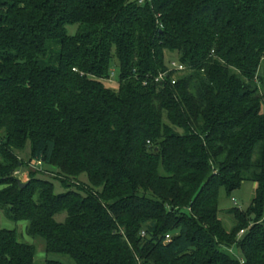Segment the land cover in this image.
<instances>
[{"label": "trees", "instance_id": "trees-1", "mask_svg": "<svg viewBox=\"0 0 264 264\" xmlns=\"http://www.w3.org/2000/svg\"><path fill=\"white\" fill-rule=\"evenodd\" d=\"M139 1L0 0V212L72 264H264V0ZM35 255L0 228V264Z\"/></svg>", "mask_w": 264, "mask_h": 264}, {"label": "rangeland", "instance_id": "rangeland-1", "mask_svg": "<svg viewBox=\"0 0 264 264\" xmlns=\"http://www.w3.org/2000/svg\"><path fill=\"white\" fill-rule=\"evenodd\" d=\"M67 32L69 35H74L76 32L75 27H67ZM111 72H113L112 82L104 81V85L111 89L116 90L118 86V68L112 67L110 69ZM30 153V145L29 143L26 145L23 152L19 153V157L21 160H23L24 163H26ZM22 176L17 179L21 184H25L29 181L30 173L36 172L38 175L37 177L45 179V180H53V179H63L60 176L56 175V171L52 167L48 166H40L37 165L34 168H31L26 164L24 167L19 169L18 171ZM68 185L73 186L75 184H80L81 186H84L87 183L86 176H80L78 180L73 179H63ZM54 186V191L56 193H63L65 191V188L62 187V185L57 181H52ZM252 184L251 183H243L241 188L231 194L229 198H226L224 194H220L219 198V209L221 210V213L219 214V218L224 223L226 227H230L232 220L229 216H227L224 211L229 207H237L240 210H245L252 197H253V191L251 190ZM64 215L57 216L58 221H62ZM26 223L19 222V223H13L8 221L4 218L3 214L0 212V228L1 229H7V230H14L17 233L18 240L22 243H27L29 245H33L36 249V255H35V262L36 264H44L46 259H52V260H59L65 264H72L71 261L66 257H60L56 255H46L44 251V243L40 239H33L29 237L26 234ZM233 256L237 259L241 258V254L237 251H233Z\"/></svg>", "mask_w": 264, "mask_h": 264}, {"label": "built area", "instance_id": "built-area-1", "mask_svg": "<svg viewBox=\"0 0 264 264\" xmlns=\"http://www.w3.org/2000/svg\"><path fill=\"white\" fill-rule=\"evenodd\" d=\"M145 0H140L139 1V4H143ZM185 71V67L180 64L179 62L175 61V60H172L168 63V66H167V69L164 71V72H160L155 78H154V81L156 83H163L165 82L166 80H170V84L171 85H174L175 82H176V75L178 74H181L182 72ZM169 73H172L173 76L170 78L169 77ZM112 77H113V72H109V77L106 79L107 82H112ZM145 84V83H143ZM37 166V165H36ZM31 168H34V167H31ZM13 176L14 177H17V179L19 177H21L22 175L16 171L13 173ZM243 234V231L240 232V235ZM166 239L168 240L169 237L167 236Z\"/></svg>", "mask_w": 264, "mask_h": 264}, {"label": "crops", "instance_id": "crops-1", "mask_svg": "<svg viewBox=\"0 0 264 264\" xmlns=\"http://www.w3.org/2000/svg\"><path fill=\"white\" fill-rule=\"evenodd\" d=\"M254 189H255V185L254 184H252V188H251V190L254 192ZM230 208V207H229ZM228 209V208H227Z\"/></svg>", "mask_w": 264, "mask_h": 264}, {"label": "water", "instance_id": "water-1", "mask_svg": "<svg viewBox=\"0 0 264 264\" xmlns=\"http://www.w3.org/2000/svg\"><path fill=\"white\" fill-rule=\"evenodd\" d=\"M25 186V184H20V187H24Z\"/></svg>", "mask_w": 264, "mask_h": 264}]
</instances>
